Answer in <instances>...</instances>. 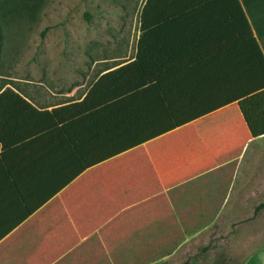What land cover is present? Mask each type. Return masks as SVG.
Wrapping results in <instances>:
<instances>
[{
  "label": "crops",
  "instance_id": "0c3cea01",
  "mask_svg": "<svg viewBox=\"0 0 264 264\" xmlns=\"http://www.w3.org/2000/svg\"><path fill=\"white\" fill-rule=\"evenodd\" d=\"M241 3L264 52V0ZM86 93L27 100L52 111ZM37 115L32 133L22 114L1 133L0 234L11 229L0 264H154L219 221L264 219V134L251 133L237 101L80 171L55 117ZM257 227L246 233L244 264H264Z\"/></svg>",
  "mask_w": 264,
  "mask_h": 264
},
{
  "label": "trees",
  "instance_id": "16d2710c",
  "mask_svg": "<svg viewBox=\"0 0 264 264\" xmlns=\"http://www.w3.org/2000/svg\"><path fill=\"white\" fill-rule=\"evenodd\" d=\"M50 2L0 0V56ZM140 22L135 57L99 75L80 101L38 110L0 89V139L20 127L17 115L29 134L36 114L48 113L80 171L234 101L251 133L264 134V52L241 0H146Z\"/></svg>",
  "mask_w": 264,
  "mask_h": 264
},
{
  "label": "rangeland",
  "instance_id": "374dc122",
  "mask_svg": "<svg viewBox=\"0 0 264 264\" xmlns=\"http://www.w3.org/2000/svg\"><path fill=\"white\" fill-rule=\"evenodd\" d=\"M145 1L51 0L41 21L24 26L5 46L0 89L56 102L80 98L99 75L135 56ZM257 226L264 227V219L219 221L154 264H244L246 233ZM260 240L255 236L252 243Z\"/></svg>",
  "mask_w": 264,
  "mask_h": 264
},
{
  "label": "bare ground",
  "instance_id": "6f19581e",
  "mask_svg": "<svg viewBox=\"0 0 264 264\" xmlns=\"http://www.w3.org/2000/svg\"><path fill=\"white\" fill-rule=\"evenodd\" d=\"M256 26H257V25H256ZM263 26H264V25H263ZM259 27H261V26H259ZM259 27H257V28H259ZM262 28H263V27H261L260 30H262ZM260 30H259V32H262V33H263L264 30H263V31H260ZM259 32H258V34H259ZM256 33H257V32H256ZM259 35H261V33H260ZM261 40H262V39H261ZM263 40H264V39H263Z\"/></svg>",
  "mask_w": 264,
  "mask_h": 264
}]
</instances>
